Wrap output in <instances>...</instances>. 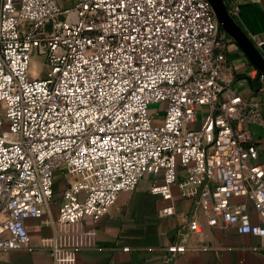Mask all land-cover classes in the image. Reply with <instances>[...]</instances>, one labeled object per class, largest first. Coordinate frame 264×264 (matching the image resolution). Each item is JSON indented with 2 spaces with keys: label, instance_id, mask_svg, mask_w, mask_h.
I'll list each match as a JSON object with an SVG mask.
<instances>
[{
  "label": "built area",
  "instance_id": "built-area-1",
  "mask_svg": "<svg viewBox=\"0 0 264 264\" xmlns=\"http://www.w3.org/2000/svg\"><path fill=\"white\" fill-rule=\"evenodd\" d=\"M246 1L225 0L233 16ZM234 41L210 0H0V264L29 244L26 221L47 212L59 169L71 176L62 224L100 220L121 191L162 173L152 192L170 199L178 183L207 216L264 237V161L250 128L264 127V72L224 73ZM35 56L45 77L31 72ZM250 79L259 92L245 97ZM189 227L201 232L196 218ZM184 249L170 245L165 261Z\"/></svg>",
  "mask_w": 264,
  "mask_h": 264
},
{
  "label": "crops",
  "instance_id": "crops-1",
  "mask_svg": "<svg viewBox=\"0 0 264 264\" xmlns=\"http://www.w3.org/2000/svg\"><path fill=\"white\" fill-rule=\"evenodd\" d=\"M237 17L264 53V0H247ZM254 68L259 69L236 41L229 45L227 76L240 77L253 73ZM259 86L257 79H251L238 90L253 97ZM250 128L258 135L259 161H264V127L252 123ZM61 170L71 178L65 170H57L55 198L47 212L26 221L29 244L3 253L1 264H264V237L241 233L221 216H207L196 207L194 198L183 195L178 183L173 185L170 199L152 192V186L163 181L162 173H148L134 190L121 191L98 221L86 215L78 221L59 223L63 190L70 180L58 181ZM185 173L179 169V180ZM248 203L257 221L253 203ZM169 205L174 206V213L161 215L162 208ZM192 218L198 220L201 232L190 229ZM174 243H182L185 249L165 261L164 254Z\"/></svg>",
  "mask_w": 264,
  "mask_h": 264
},
{
  "label": "water",
  "instance_id": "water-1",
  "mask_svg": "<svg viewBox=\"0 0 264 264\" xmlns=\"http://www.w3.org/2000/svg\"><path fill=\"white\" fill-rule=\"evenodd\" d=\"M224 30L239 44L250 60L264 72V53L230 13L225 0H210ZM264 112V105L262 106Z\"/></svg>",
  "mask_w": 264,
  "mask_h": 264
},
{
  "label": "rangeland",
  "instance_id": "rangeland-1",
  "mask_svg": "<svg viewBox=\"0 0 264 264\" xmlns=\"http://www.w3.org/2000/svg\"><path fill=\"white\" fill-rule=\"evenodd\" d=\"M74 0H59V3L61 4V6L66 7V6H70L73 4ZM234 18H238L237 16H234ZM31 72L33 74H37V75H42L43 77L46 76L47 74V66L45 63V60L43 59V57L41 56H35L32 61H31ZM164 106V104L156 102V103H152L150 105L151 109L153 110H157V109H162ZM0 113H3V109H1L0 107ZM165 114V111L160 110L159 114L156 115L155 120H154V124H160L162 123V116ZM199 118H203V114L201 113L199 115ZM258 135L255 134V138L257 139ZM67 172V171H66ZM59 173V182L66 180V179H71V178H67V175H63L62 170L58 172ZM57 173V174H58ZM63 176V177H62Z\"/></svg>",
  "mask_w": 264,
  "mask_h": 264
},
{
  "label": "trees",
  "instance_id": "trees-1",
  "mask_svg": "<svg viewBox=\"0 0 264 264\" xmlns=\"http://www.w3.org/2000/svg\"><path fill=\"white\" fill-rule=\"evenodd\" d=\"M221 28L224 30V28L222 27V25H221ZM242 76H244V75H242ZM251 80V79H250Z\"/></svg>",
  "mask_w": 264,
  "mask_h": 264
}]
</instances>
